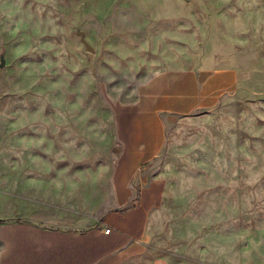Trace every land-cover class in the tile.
<instances>
[{
	"label": "rangeland",
	"instance_id": "obj_1",
	"mask_svg": "<svg viewBox=\"0 0 264 264\" xmlns=\"http://www.w3.org/2000/svg\"><path fill=\"white\" fill-rule=\"evenodd\" d=\"M123 21H195L196 41L212 28V43L199 51L216 50L214 62L241 72L214 106L166 120L158 164L173 182L156 226L157 254L162 237L166 249L184 237L199 247L212 231L213 241L233 249L234 264H264V0H0V218L69 228L75 210L97 206L82 201V182L18 176L34 162L116 158L113 104L132 98L141 79L161 68L130 43L100 41L104 23V35H128ZM198 173L223 182H193ZM195 209L216 217L193 218Z\"/></svg>",
	"mask_w": 264,
	"mask_h": 264
},
{
	"label": "crops",
	"instance_id": "obj_2",
	"mask_svg": "<svg viewBox=\"0 0 264 264\" xmlns=\"http://www.w3.org/2000/svg\"><path fill=\"white\" fill-rule=\"evenodd\" d=\"M198 25L195 21H123L121 33L128 35L113 36L104 35L107 24L100 26L101 42L130 43L146 57L161 60L157 64L161 68L141 79L132 98L114 102L118 150L109 164L69 159L34 162L19 174L18 182H82L87 193L82 201L98 204L90 211L75 210V224L69 228L0 218V264H234L233 249L213 241L212 231L199 247L185 245L184 237L177 238V248L166 249L162 237L161 255L155 247L159 244L154 243L156 226L167 209L169 182H173L169 168L158 164L167 118L214 106L223 92L241 80L236 66L213 61L218 59L216 50L199 51L212 43L214 32L206 28V40L196 41ZM235 59L241 66L244 55ZM221 178L198 173L193 182H223ZM208 199L217 201L213 193ZM191 217L215 219L216 212L195 209ZM107 227L112 228L108 234Z\"/></svg>",
	"mask_w": 264,
	"mask_h": 264
},
{
	"label": "water",
	"instance_id": "obj_3",
	"mask_svg": "<svg viewBox=\"0 0 264 264\" xmlns=\"http://www.w3.org/2000/svg\"><path fill=\"white\" fill-rule=\"evenodd\" d=\"M81 36H82V41L85 42L86 47L88 48V50L94 51V48L86 41L85 34L84 33H81ZM1 66L2 67L5 66V58H4V56H2Z\"/></svg>",
	"mask_w": 264,
	"mask_h": 264
},
{
	"label": "built area",
	"instance_id": "obj_4",
	"mask_svg": "<svg viewBox=\"0 0 264 264\" xmlns=\"http://www.w3.org/2000/svg\"><path fill=\"white\" fill-rule=\"evenodd\" d=\"M112 231V228L111 227H107L106 229H105V232L108 234V233H110Z\"/></svg>",
	"mask_w": 264,
	"mask_h": 264
}]
</instances>
